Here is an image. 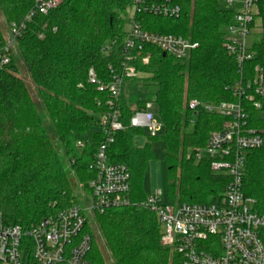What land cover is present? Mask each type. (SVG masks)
Listing matches in <instances>:
<instances>
[{
  "label": "trees",
  "instance_id": "1",
  "mask_svg": "<svg viewBox=\"0 0 264 264\" xmlns=\"http://www.w3.org/2000/svg\"><path fill=\"white\" fill-rule=\"evenodd\" d=\"M174 3L180 7L177 18L134 16L144 30L178 34L198 45L181 60L146 45L147 63L133 62L134 69L155 86L150 101L165 127L162 135L151 137L129 126L132 111L143 107L144 101L136 100L131 106L122 86L119 106L124 129L116 133L107 152L110 161L124 163L129 170L130 203L93 212L114 264H179V255H171L160 241L155 214L142 205L146 197L142 181L153 157L152 142L162 143L167 193L173 202H215L228 181L212 173L207 159L193 161L208 134L219 129L225 118L190 109L186 101L231 99L228 88L238 74L235 61L226 53L224 36L233 11L220 8L218 0ZM32 5L33 0H0V11L10 23L21 20ZM129 5V0H63L47 15H37L28 23L17 41L18 60L12 55L0 69V213L4 223L28 228L48 213L77 203L70 191L67 164L83 183L94 176L88 165L104 139L98 121L108 95L87 82V71L93 67L105 78L108 63L118 67L125 36L122 14ZM255 9L251 28L256 20L259 38L249 43L254 56L244 64L248 76L256 66L264 73V0H256ZM39 31L42 39L37 37ZM110 40L115 44L104 54L102 46ZM18 61L36 87V98L18 75ZM194 113L197 120L192 123ZM249 117L251 126L264 131V118L252 110ZM142 136L143 143L136 144ZM242 191L264 214V134L263 145L247 153ZM86 230L91 235L90 263L102 264L94 234L88 226ZM261 238L264 243V232Z\"/></svg>",
  "mask_w": 264,
  "mask_h": 264
},
{
  "label": "built area",
  "instance_id": "2",
  "mask_svg": "<svg viewBox=\"0 0 264 264\" xmlns=\"http://www.w3.org/2000/svg\"><path fill=\"white\" fill-rule=\"evenodd\" d=\"M63 0H33L32 7L21 20L7 25L0 37V69L6 66L23 37L28 23L37 15H47ZM126 16L128 28L122 39L118 67L108 63L105 78L90 67L87 82L99 92H106L105 110L99 115L98 128L104 139L97 146L88 167L94 176L83 186L90 195L83 207L74 203L54 210L35 224L24 228L7 224L0 218V264H91L88 253L91 235L86 230L87 213L102 212L130 203V173L121 162L108 157V146L116 133L124 129L120 120V95L127 80L139 73L133 62L147 63L144 46L157 47L176 60L186 58L197 43L178 34L144 30L134 19L138 13L177 18L180 7L174 0H129ZM233 11L232 21L225 27L224 47L235 61L238 79L229 86L231 99L199 102L191 99L190 109H201L223 116L221 127L211 131L204 147L194 154L197 160L207 159L213 171L228 177L222 195L215 202L189 203L162 201L160 189H154L142 201L152 211L160 226V241L179 255V264H264V214L255 208V200L242 191L247 153L263 145L264 131L251 126L249 111L264 118V73L259 67L248 72L244 64L253 58L248 37L255 17L256 0H225ZM127 12V10H126ZM43 32H37L39 39ZM115 44L110 40L102 46L109 54ZM129 126L142 129L148 136L158 135L153 104L144 102L129 117ZM82 148L80 141L76 142Z\"/></svg>",
  "mask_w": 264,
  "mask_h": 264
},
{
  "label": "rangeland",
  "instance_id": "3",
  "mask_svg": "<svg viewBox=\"0 0 264 264\" xmlns=\"http://www.w3.org/2000/svg\"><path fill=\"white\" fill-rule=\"evenodd\" d=\"M218 5L220 8L226 7V4L224 0H218ZM131 12V9H127L126 13L122 14V17L125 20V25H124V30L128 28V21H126V16L129 15ZM257 21L255 20V23L253 24V28H251L250 35L248 37V43L255 42L259 38V29L257 28ZM7 25L8 22L5 20L4 16L1 14L0 11V32L2 35H6L7 31ZM13 56H15V59L18 60L17 58V53L16 50L13 53ZM254 56V54H253ZM18 67H19V76L24 80L26 85L28 86L29 90L31 91L30 94L33 98H36V87L33 84L31 78L28 76L26 73L22 63L18 61ZM139 74L135 76L134 78L129 79L126 81L124 89H125V97L127 98L129 104L131 103V106H134V102L136 100H143L144 102L150 101L152 99V96L155 92V86L151 85L149 81L145 80V74L138 72ZM191 99L187 100V104ZM224 100V99H223ZM154 120L158 124V136L162 135L165 127L162 124L159 116L157 114H154ZM197 116L194 113L192 116V123L196 122ZM191 125H189V128ZM144 137H138L135 140L136 144H141L142 141H144ZM76 149V148H75ZM162 143L160 140L154 141L151 143V151L153 154V157L151 160H149L147 164V169L143 177L142 181V187H143V192L145 193L146 196H149L151 192L154 189H160L162 192L161 198L162 201L165 203L168 202H173L170 197L168 196L167 193V178H166V165L163 162L162 159ZM59 153L62 154V150H59ZM186 156H190V151L186 153ZM193 161L196 163L200 160H197L195 157ZM67 172V177L70 181L71 184V193L75 195V198L77 200V203H79L81 206L85 207L89 201H90V195L88 191L83 190V186L85 183L81 182L76 178L74 175V172L70 170V165L67 164L65 168ZM215 175H220V171H213L212 172ZM86 216L88 218V229L94 234V238L97 241L99 247H100V252L102 254V264H114L113 263V258L110 255L109 250L105 247L104 240L100 235V232L97 228V223L94 218V213H87ZM0 218L2 219L1 213H0ZM170 254L172 255L173 252L169 249Z\"/></svg>",
  "mask_w": 264,
  "mask_h": 264
},
{
  "label": "crops",
  "instance_id": "4",
  "mask_svg": "<svg viewBox=\"0 0 264 264\" xmlns=\"http://www.w3.org/2000/svg\"><path fill=\"white\" fill-rule=\"evenodd\" d=\"M224 2H225V0H224ZM225 4H226V2H225ZM223 8H224V9H228V10H232L231 7H229L227 4H226V7H223ZM142 143H143V141H142ZM142 143H141V144H142Z\"/></svg>",
  "mask_w": 264,
  "mask_h": 264
},
{
  "label": "water",
  "instance_id": "5",
  "mask_svg": "<svg viewBox=\"0 0 264 264\" xmlns=\"http://www.w3.org/2000/svg\"><path fill=\"white\" fill-rule=\"evenodd\" d=\"M162 55H165V53H162Z\"/></svg>",
  "mask_w": 264,
  "mask_h": 264
}]
</instances>
